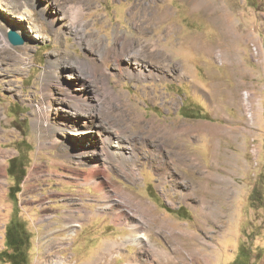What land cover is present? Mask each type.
<instances>
[{
	"label": "rangeland",
	"instance_id": "1",
	"mask_svg": "<svg viewBox=\"0 0 264 264\" xmlns=\"http://www.w3.org/2000/svg\"><path fill=\"white\" fill-rule=\"evenodd\" d=\"M53 1L45 11L47 0H22L13 18L24 23L17 31L27 39L0 44V252L16 218L31 235L29 264H234L237 258L264 264V0ZM72 11L82 19L80 30L51 24L52 14L70 19ZM165 11L161 21L151 18ZM13 18L0 7L6 37ZM152 41L165 57L153 63L154 75L116 72L130 52L151 59ZM78 62L96 66V75ZM104 62L113 73L103 74ZM70 64L88 75L90 86L79 85ZM77 87L88 98L78 115L70 95ZM91 113L110 127H129L128 136L149 139L138 144L137 178L112 162L105 194L85 179L93 162L102 161L100 136L91 142L66 132L75 129L65 124L69 119L82 123ZM154 120L197 126L200 136L186 144L197 152L200 171L188 177L209 171L207 189L190 190L178 171L176 184L163 183L159 159L149 158L160 156L152 152L160 140ZM84 147L91 150L78 158ZM12 160L16 178L26 173L20 184L8 174ZM117 185L127 191L118 193L129 199L130 221H141V230L114 221ZM134 231L149 239L128 241ZM111 242L117 245L107 250ZM0 264L11 263L0 258Z\"/></svg>",
	"mask_w": 264,
	"mask_h": 264
},
{
	"label": "bare ground",
	"instance_id": "2",
	"mask_svg": "<svg viewBox=\"0 0 264 264\" xmlns=\"http://www.w3.org/2000/svg\"><path fill=\"white\" fill-rule=\"evenodd\" d=\"M33 1L37 2V0H33ZM51 1L52 0H47L46 3L45 2L42 3L41 8L46 11L48 9V7L50 6ZM21 3H22V0H0V7L7 14H9V15L11 14V17L13 18V14L18 13L19 9H21L20 8ZM76 7H77V5H76ZM142 8H144V7H142ZM69 9H71V8H69ZM73 10H74V8H73ZM143 11H146V8H144ZM71 13H72L71 14L72 16L70 19H64L63 17L62 18L59 17L57 14H52L50 16L51 24L59 30H62L65 27H67L68 29L69 28L75 29L77 31L80 30V26L78 25V22L81 21L82 19L80 18L79 14L77 12L72 11ZM79 13H82V12H79ZM165 16H166V11L163 14H161V13L157 14V16H156V14H155V16L153 14H151V18L154 20H157V22L161 21L163 19V17H165ZM21 19H27V18L25 16H23V17L21 16ZM14 20H15L14 22H16V23H13L14 27H12V28H14L16 31L18 30V31L22 32L21 28L24 27V25H23L24 23L18 22L17 19H14ZM140 28H142V27L140 26ZM21 36H23V35H21ZM23 37H25V36H23ZM7 38L8 37H6V35L0 31V44H2L3 46L8 45L9 40ZM25 39H27V38H25ZM131 40L132 39H130V40L128 39L126 42H128V44L132 43ZM158 43L159 42H156V41L153 42L154 45L151 43L152 47H151V51L149 53L150 54L149 57H151V59L147 60L143 57H140L139 50H136L134 52H130L128 55H126V63L121 64V61L120 62L118 61L119 63L117 62L118 63V65H117L118 70L116 72L119 75H123V73H126L130 76H138L142 79L147 78L151 75H154L156 73V69L154 67L155 65L153 66V63L157 64L159 62L162 63V61H165L164 52H162L163 50L158 47V46H160ZM189 44H193L192 38L190 39ZM125 46H127V45H125ZM128 47H129V45H128ZM169 54L171 55L173 53L170 51ZM170 57H173V56L171 55ZM112 61L113 60H111L110 62L112 63ZM111 63L104 62V65H103L104 68H102L103 74L114 72L111 68L113 65V64L110 65ZM78 65H83V66L87 67L90 71V75H89L90 77L95 76L97 73L96 72L97 71L96 66H94L91 63L78 62ZM70 66L72 68V73L73 72L76 73V76H78V78L80 79V82L78 81L80 86L85 88L86 86L91 85V80L87 77L88 75L83 76V74H81L80 71L78 70L77 64H70ZM171 66L172 65L168 64L166 67H168V69H170ZM179 76H181V75H179ZM77 88L81 91L75 92V93L70 92V95L73 97V101H74L73 102L74 108L72 107L73 108L72 110H74L76 115H78V113H80V112L83 113V109L80 108L79 103L80 102L84 103L88 100V98L86 97V95L83 92V89L79 88V87H77ZM107 90H108V94H110L112 96H116L115 92L113 91V89L111 87L108 86ZM65 124H69V125L73 124L75 126L74 130L66 129V132L70 135L72 134L74 136H77V140L78 139L83 140V138H87L89 141L95 142L97 140L98 136H100V138H98L100 140L98 144H100L99 146L102 150L101 151L102 152L101 153L102 161L101 162L100 161L93 162V164L90 166V169L85 173V179L87 181L91 182V184L94 186V188L96 190L102 191L105 194V192H106L105 187L107 185H109V182L107 180V177H109L107 170L110 167L112 168V166H113L112 162H116L120 166L123 173H126L130 177L137 178L138 167H137V164H135V159L139 157L138 144H145L146 142H148L149 141L148 136H145V134H140V133H139L140 135H137L134 137L128 136L126 132H127V128H129V127H127V126L126 127L117 126L115 128L110 127L105 120H103L101 118L99 119L98 115L92 114V113L89 116L88 121L84 120V122L81 123L77 119H73V120L69 119L68 122H66ZM80 124H82V125L84 124V128L79 127ZM152 124H153L152 127H155V126L160 127L159 130L155 131L156 133H158L160 135L159 136L160 140L156 145L154 144L155 146L153 145V148H152V152H155V153L158 152V154L160 156L158 157V156H156L157 154L155 155L153 153L149 158H150L152 163L154 160L159 159V161H158L159 175L163 179V183H167V182L172 181V182H174V184H176L177 183V177H175V175L172 172L175 173L178 171V173H181L183 175V177L187 178L186 184L190 188V190L192 187L196 188V187H202V186L205 189H207L208 183H209L208 179L210 178V174H209L210 172L209 171H208V173L205 174V176L202 179L197 180L193 176H192V178H194V179H192L191 177L190 178L188 177L189 175H193V173L200 171V165L201 164L199 161L197 162V160H198L197 152L192 151L191 148H188V146L186 144V142L192 141V140H194L200 136L197 134L199 132V129L197 128V126L194 123H180L176 127H171V126L160 125L155 120L152 121ZM84 134H86V135H84ZM81 135H84V136L80 137ZM84 145L88 146L87 143L81 144V146H84ZM89 145H90V142H89ZM90 150L91 149L89 147H87V148L84 147L82 150H79L77 152L78 156H79L78 158H82L84 156V153L88 152ZM93 153H94V151H93ZM171 164H173L175 167H177V166L178 167L180 166L183 168L185 167L189 170L190 173L186 174L185 172H183L181 170L179 171L178 169H171L172 168ZM201 174H203V173H201ZM204 182H207V185H203ZM114 190L116 192L115 193V200H114L115 202L110 204V207L112 206V208H113L115 206V208H117V210H118V212H116V214L113 215L114 221L117 223L127 224L132 229L138 228L139 230H141L142 227H145L141 221L136 222V223L135 222L131 223L130 215H133V210H132V207L130 205H128L129 199L126 197L119 196V193H118V190H121V191H123V193L128 195L127 191L124 190V187L121 185H117V188H115ZM200 190L201 189L195 190L194 192L198 193ZM194 192L191 191L187 195H193V194H195ZM206 199L207 198L203 199V201L208 200V199L207 200ZM131 200H132V198H131ZM142 201H143L142 199L139 200L140 206L145 205V204H143ZM144 207L146 208V206H144ZM84 209H85L84 211H88L86 207ZM112 213H113V211H112ZM81 215H83V214H81ZM76 225H78V224H74L71 226H76ZM148 239L149 238H148V235L146 233H144V232L135 233V231H134L130 236H128L127 240L128 241L131 240V241H134L138 244H142L143 241L148 240ZM116 245H117L116 242L109 243L107 250H113V248Z\"/></svg>",
	"mask_w": 264,
	"mask_h": 264
},
{
	"label": "trees",
	"instance_id": "3",
	"mask_svg": "<svg viewBox=\"0 0 264 264\" xmlns=\"http://www.w3.org/2000/svg\"><path fill=\"white\" fill-rule=\"evenodd\" d=\"M18 166L15 161L9 164L8 174L16 178ZM25 171L22 170L19 178L16 181L20 184L22 177L25 176ZM20 189L16 190L18 192ZM31 235L25 225L16 218H12L6 226L4 249L0 252V258L11 264H29L28 250L30 247ZM242 259L237 258L234 264H241Z\"/></svg>",
	"mask_w": 264,
	"mask_h": 264
},
{
	"label": "water",
	"instance_id": "4",
	"mask_svg": "<svg viewBox=\"0 0 264 264\" xmlns=\"http://www.w3.org/2000/svg\"><path fill=\"white\" fill-rule=\"evenodd\" d=\"M8 40L13 45H22L25 43V37L21 36L14 28L7 33Z\"/></svg>",
	"mask_w": 264,
	"mask_h": 264
},
{
	"label": "crops",
	"instance_id": "5",
	"mask_svg": "<svg viewBox=\"0 0 264 264\" xmlns=\"http://www.w3.org/2000/svg\"><path fill=\"white\" fill-rule=\"evenodd\" d=\"M8 169V168H7Z\"/></svg>",
	"mask_w": 264,
	"mask_h": 264
}]
</instances>
